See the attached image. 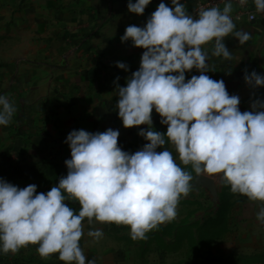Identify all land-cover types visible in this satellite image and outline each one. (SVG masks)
I'll return each mask as SVG.
<instances>
[{"label":"clouds","instance_id":"9594fccd","mask_svg":"<svg viewBox=\"0 0 264 264\" xmlns=\"http://www.w3.org/2000/svg\"><path fill=\"white\" fill-rule=\"evenodd\" d=\"M150 2L128 0L127 9L143 14ZM254 4L264 11V0ZM171 5L160 0L143 26L130 24L120 37L144 51L123 86L116 83L119 76L114 80L117 114L126 128L147 125L138 129L147 142L130 152L118 146L119 129H72L65 140L70 148L64 161L67 174L58 184L38 192L35 183L20 187L0 177V252L15 253L38 243L42 257L58 253L66 264H86L80 247L84 218L128 225L133 239H144L148 231L174 219L193 177L172 151L161 148L165 137L196 173H223L233 192L264 201V97L241 111L240 97L229 94L223 79L208 75L212 56L232 58L225 37L232 34L243 44L251 33L235 30L232 0L222 10L202 7L195 15L180 0H171ZM208 42L211 52L202 47ZM115 63L129 68L126 62ZM193 68L199 74L186 79ZM244 80L253 89L264 87V73L255 69L245 70ZM153 109L167 125L165 132L153 127ZM16 111L0 94V125L9 124ZM70 199L78 202V212L66 203ZM256 215L264 223V207ZM88 235L99 239L103 231L95 228Z\"/></svg>","mask_w":264,"mask_h":264},{"label":"crops","instance_id":"0c3cea01","mask_svg":"<svg viewBox=\"0 0 264 264\" xmlns=\"http://www.w3.org/2000/svg\"><path fill=\"white\" fill-rule=\"evenodd\" d=\"M128 0H0V94L16 105L9 124L0 125V162H54L70 158L65 142L72 129H119L118 146L135 137L140 126L124 127L118 116L116 84L140 66L143 48L122 42L126 26H143L160 0H151L143 14L131 13ZM171 5V0H164ZM186 3L188 11L193 0ZM236 9L232 5V11ZM251 33L239 43L224 38L232 58L212 56L208 75L223 79L229 94L240 97L241 111L250 110L264 87L251 88L245 70L264 73V18L237 22ZM212 42L202 47L211 52ZM126 62L127 71L116 66ZM199 74L193 68L186 79ZM153 127L167 128L153 109Z\"/></svg>","mask_w":264,"mask_h":264},{"label":"rangeland","instance_id":"374dc122","mask_svg":"<svg viewBox=\"0 0 264 264\" xmlns=\"http://www.w3.org/2000/svg\"><path fill=\"white\" fill-rule=\"evenodd\" d=\"M141 138L120 147L135 152L147 142ZM165 139L161 148L172 151L176 162L193 177L191 190L179 200L177 216L148 231L144 239H133L128 225L95 218L89 223L84 218L80 247L86 264L88 260L96 264H264V223L256 215L264 201L233 192L223 173H196L191 163H182L175 146ZM7 163L0 162V177L20 187L35 183L38 192H46L67 174L64 161ZM66 203L78 212L77 201ZM95 228L103 231L99 239L88 235ZM37 248L38 243H29L15 253L0 252V264H66L58 253L42 257Z\"/></svg>","mask_w":264,"mask_h":264},{"label":"built area","instance_id":"2783aa9c","mask_svg":"<svg viewBox=\"0 0 264 264\" xmlns=\"http://www.w3.org/2000/svg\"><path fill=\"white\" fill-rule=\"evenodd\" d=\"M225 3L226 0H193V6L189 12L195 15L200 8L211 6H217L222 10ZM232 5L236 6V9L230 13L234 23L242 21L253 22L259 18H264V11L258 12L256 10L254 0H246L244 4H241L239 0H232Z\"/></svg>","mask_w":264,"mask_h":264},{"label":"trees","instance_id":"16d2710c","mask_svg":"<svg viewBox=\"0 0 264 264\" xmlns=\"http://www.w3.org/2000/svg\"><path fill=\"white\" fill-rule=\"evenodd\" d=\"M158 131H161V132H165L166 130L165 129H162V130H158ZM142 136L141 135H139L138 133L135 135V139L133 140V141H131L128 145H130V144H134L135 142H136V140H138L139 138H141ZM142 138H144V137H142ZM142 138L140 139V140H142ZM8 162V161H7ZM7 162H4L5 164L7 163ZM7 164H14V163H11V161H10V163L8 162Z\"/></svg>","mask_w":264,"mask_h":264}]
</instances>
